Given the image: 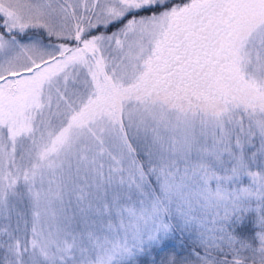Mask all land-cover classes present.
<instances>
[{
    "label": "snow or ice",
    "instance_id": "snow-or-ice-1",
    "mask_svg": "<svg viewBox=\"0 0 264 264\" xmlns=\"http://www.w3.org/2000/svg\"><path fill=\"white\" fill-rule=\"evenodd\" d=\"M0 264H264V0H0Z\"/></svg>",
    "mask_w": 264,
    "mask_h": 264
}]
</instances>
